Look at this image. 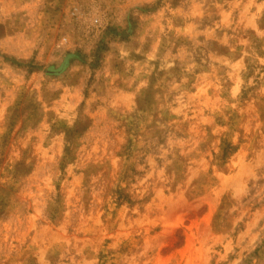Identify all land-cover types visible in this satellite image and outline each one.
<instances>
[{
  "label": "rangeland",
  "instance_id": "obj_1",
  "mask_svg": "<svg viewBox=\"0 0 264 264\" xmlns=\"http://www.w3.org/2000/svg\"><path fill=\"white\" fill-rule=\"evenodd\" d=\"M0 264H264V0H0Z\"/></svg>",
  "mask_w": 264,
  "mask_h": 264
}]
</instances>
